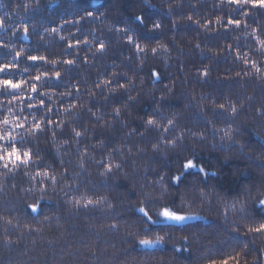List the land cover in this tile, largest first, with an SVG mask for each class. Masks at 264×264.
Masks as SVG:
<instances>
[{
  "label": "trees",
  "instance_id": "16d2710c",
  "mask_svg": "<svg viewBox=\"0 0 264 264\" xmlns=\"http://www.w3.org/2000/svg\"><path fill=\"white\" fill-rule=\"evenodd\" d=\"M71 2L81 8L91 7L89 0ZM148 3L153 7L146 8L143 0H95L100 21L90 25L85 21V33L94 31L95 38L103 40L107 36L111 42L106 41L108 50L98 60L92 58L94 44L91 51L83 47L80 52L81 57L90 58L87 65L81 63L78 77L84 93L83 123L89 129L79 147L81 151L87 148L89 158L82 170L77 146L72 145L66 151L63 140L67 138V130L61 134L57 129L56 144L51 132L33 141V151H39V158L34 157L37 163L42 160L51 166L50 173L55 170L58 180L55 186L50 180L41 184L40 177L30 180L24 175L29 171L34 176L35 168L19 169L14 175H3L0 168V264H208L209 258L218 260L234 249L239 251L238 242L247 244V264H264V234H246L247 218L264 216V206L257 203L258 198L264 199L261 195L264 193V56L251 55L259 47L254 39H264V9L248 6L243 9L249 13L245 17L226 0L223 3L221 0H148ZM24 4L29 5L27 11ZM69 7L65 4L57 9L50 0H40L37 9L36 0H0V18L5 23L0 28V41L10 47L15 45L13 55L23 48V56L70 58L61 56L65 48L59 35L68 38L77 29L66 27L59 34L44 32L49 26L60 28V18ZM80 15H84L83 11L65 18L78 19ZM230 15L242 20L241 28L227 24ZM136 16L146 17L147 27L140 25L134 19ZM188 16L192 17L191 21ZM42 17L56 23L41 24ZM153 21L161 22L162 29L149 32L147 29ZM25 22L31 33L26 38L22 31ZM244 22L249 25L246 29ZM33 23L40 35L33 31ZM115 27H131L142 46L156 47L157 52L134 54L123 37L114 33ZM9 28L18 31V38L13 37ZM253 29H259L255 37ZM87 38L94 39L91 35ZM238 51L249 54L250 61H258L257 66L262 70L256 72L251 63L237 59ZM11 58L8 56L7 60ZM2 62L7 61L0 59ZM113 65L117 67L113 69ZM64 67L60 68L62 72ZM150 69L161 74L155 88L154 78L148 75ZM113 70L127 72L134 79L136 86L131 95L139 97L129 109H122L124 115L120 121L112 120V108L103 107V97L90 101L87 95L89 88L98 91L92 87L97 77L103 79L106 71L111 76ZM205 70L207 77L201 75ZM29 71L34 74L36 69ZM69 79L65 76L64 82ZM59 90L65 91L63 87ZM161 96L163 103H156ZM53 100L58 102L59 97L54 96ZM93 102L97 105L93 111L99 109L98 114H104L99 124L95 117L87 115V108ZM220 104L225 105L223 110ZM153 109L174 119L175 130L164 134L176 141L174 148L161 142L159 151L154 150L151 146L156 142L154 132L141 137L140 133L145 131L141 117L146 119L145 113ZM65 119L72 121L71 117ZM105 120L114 126L102 127ZM161 123L166 125L164 120ZM133 129L138 131L133 133ZM181 135L183 140H176ZM97 138L104 141V147H96ZM57 146L59 155H56ZM109 154L113 165H121L119 170L113 167L110 178L101 176L104 169L91 159L100 160L103 156L107 162ZM187 159H193L197 167L184 170L182 164ZM199 166L206 169V177L199 173ZM76 173L79 176L73 179ZM181 173V182L171 180ZM161 176L167 187L164 197L157 183ZM65 183L79 188V192L66 196L61 191ZM41 188H47L46 195L40 192ZM80 194L103 202L87 209L66 202L73 196L79 198ZM41 195L40 212L26 208L37 203ZM173 201L174 209L180 214L196 218L183 223L161 218L153 224L137 210L152 205L150 214L156 220L159 205ZM234 226L241 229L238 234L232 231ZM157 235L165 238L161 244L140 246V239L151 240Z\"/></svg>",
  "mask_w": 264,
  "mask_h": 264
},
{
  "label": "snow or ice",
  "instance_id": "6c2138e0",
  "mask_svg": "<svg viewBox=\"0 0 264 264\" xmlns=\"http://www.w3.org/2000/svg\"><path fill=\"white\" fill-rule=\"evenodd\" d=\"M50 2L54 3L57 9L63 8L65 4L70 5V7L65 10L64 16L60 18L62 20V26L60 28L51 26L44 28V32L48 34H59V32L66 30V27H75L77 29L75 33H70L68 38L59 35V40L64 42L63 47L65 48L61 56L70 58L49 59L47 55L34 54L23 56L22 54L25 51L23 48L19 51H15L13 55L15 45L10 47L8 43L0 41V51H3V57H0V59L7 61L0 63V168L4 170L3 175H14L19 169L35 168L36 172L34 176L31 175L29 171H25L24 175H28L30 180L40 177L41 179L39 182L41 184L50 180L52 185L55 186L58 183L55 170L52 169L50 173V165L44 164L42 160L37 163L34 157L39 158V151H33V141L39 140L41 135L51 132L53 144H56L54 139L57 135L56 130L59 129L61 134H65V130H67V138L63 140L65 150L67 151V148L76 145V152L81 157L78 164L82 170L84 169V162L89 158L88 150L85 148L81 151L79 145L85 142L89 129L85 127L83 123L84 112L82 110L85 108V104L82 102L81 97L84 93L81 91V84L78 77L81 63L87 65L90 58L87 55L81 57L80 52L83 50V47H88L91 51L92 45L94 44L95 51L92 52V58L97 60L101 59L108 50V43L111 42V37L106 36L105 39L102 40L95 38L94 31L85 33V21H87L89 25L100 21V16L97 15V13H99V8L94 6L95 0H89L91 7L83 8L78 4L73 5L71 0H58V2L57 0H50ZM221 2L223 3L224 0H221ZM226 2L229 5H235L237 12L242 13L245 17H247L249 13L243 11V9L248 6L252 9H264V0H226ZM39 3L40 0H36L37 9L39 8ZM143 3L146 8L153 7V5L148 3V0H143ZM189 7L192 6L190 5ZM24 8L25 11H27L29 5L24 4ZM73 9L75 11H73ZM81 11H83L84 15H80L78 19L74 18L70 20L65 18L68 15L75 17ZM170 13L171 9H169V14ZM5 15H7V13ZM134 19L139 21L140 25L147 27L146 17L136 16ZM187 19L191 21L192 17L188 16ZM45 22L49 23V25L56 23L55 20L46 21L43 17L39 21L41 24ZM253 23H256V21L254 20ZM227 24L234 25L236 28H241L242 20L230 15ZM248 26L246 22L243 23L245 29ZM3 27H5L4 19L0 18V28ZM32 29L36 35H40L39 32L36 31L35 23H33ZM161 29L162 23L153 21L151 28L147 30L149 32H157ZM8 30L12 32L13 37L18 38L19 34L16 29L9 28ZM108 30L112 32V26H109ZM22 31L25 38L31 34L26 22L23 23ZM258 31L259 29H253L252 36L255 37ZM114 33L120 34L123 37L125 43L130 46V49L134 50V54L146 53L148 51L155 54L157 52L156 47L148 49L147 45L142 46V44L138 42L137 36L131 27H115ZM89 35L94 37L93 41H89L87 38ZM40 38L43 40L44 36L41 35ZM106 41L108 43H106ZM254 43L258 44L259 47L252 50L251 55L264 56V39H254ZM197 47H199V45H197ZM8 56L12 57L11 60H7ZM237 59L243 60L245 64L251 63V66L256 69V72L262 70L261 66H257L258 61L249 60V54L247 53L238 51ZM26 62L27 66H24ZM62 65L66 66L63 72L60 70ZM128 66L131 68V65ZM116 67V65H113V69ZM30 68H35L36 72L33 74L29 71ZM139 70H143V61L140 62ZM132 71L135 72L136 69H132ZM148 75L150 79L154 78L153 87L155 88L157 83L161 80L160 72L155 69H150ZM201 75L207 77L208 72L205 70L201 72ZM17 76L19 78H17ZM65 76L70 77L67 83L64 82ZM103 76V79L97 77V79L93 81L92 87L98 91H93L92 88H89L87 90V95L90 101H95L98 96L103 97L105 100L103 107L111 106L112 108L110 113L112 120L120 121L121 117L124 115L123 110L129 109L131 105L138 102L139 97L131 95V91L134 90L136 86L135 81L133 78L129 77L127 72L120 73L115 70L112 71L111 76L108 75L107 71L103 73ZM73 81L76 82L73 83ZM61 87H63L65 91H60L59 89ZM105 91H107L106 96ZM54 96L59 97L58 102L53 100ZM163 101L164 96H161L160 101L156 103L162 104ZM93 108H97L95 102L92 103V107L87 108V115L89 117H95L97 124H99V122L104 119V114L102 112L98 114L99 109L93 111ZM219 108L223 110L225 105L220 104ZM232 111L235 113L236 109L233 107ZM219 115L222 116L223 112H220ZM56 117H59V119H56ZM65 117H71L72 121L66 120ZM145 117L146 119L141 117L142 127L145 130L140 133L141 137L143 138L148 132H154L156 134L154 137L156 142L151 144L154 150L159 151V144L161 142H167V144H170L174 148L176 146V141L170 140L167 135H164L175 130L174 119L165 117L160 111L155 109L149 113H145ZM162 120L166 121V125L161 123ZM113 126L114 125L107 120H105L102 125V127L105 128ZM136 131L138 130L133 129V133ZM131 134L132 133H130V135ZM225 135L227 136V133H225ZM183 138L184 137L181 135L177 137L176 140H183ZM104 146V141L98 139L96 147ZM140 151H143V149H140ZM59 154L60 147L57 146L56 155ZM91 159H93L97 167L104 169V171L100 172V175L104 177L110 178L112 176L113 167L117 170L121 168L120 164L113 165L110 154L107 162L104 160L103 156L100 160H96L95 157H91ZM61 164H63V160H61ZM195 167H197V165L193 159H187L182 164L184 170L190 171ZM199 173L203 174L205 177L207 176V171L203 166H199ZM182 175L183 173L173 176L171 180L179 183L181 182ZM212 175H215V173H212ZM61 176H63V174H61ZM78 176L79 173L74 174L73 179ZM163 181V176L157 181L163 189L161 197H164L167 193V187H165ZM29 191L32 190L30 189ZM61 191H64L67 196L78 193L79 188H73L71 185L65 183ZM40 192L46 195L47 188H41ZM43 195H41L37 203L28 204L26 208L31 209L32 212H40L42 208L40 201L43 200ZM261 195H264V193H261ZM201 196L203 197L204 193H201ZM66 202L73 204V206L87 209L89 207H98L103 201L102 199L93 200L85 194H80L79 198L73 196V199ZM257 203L264 206V199L258 198ZM108 206L111 207L110 204ZM183 207L184 202L182 201L180 205L181 210ZM151 209L152 205H148L147 208L139 207L137 210L142 213L146 221L153 224L158 223L161 218L165 221H171L172 223H183L185 220L196 218L192 215L180 214V212L174 209V201L169 205H159L158 210L155 211L156 220H153V216L150 214ZM241 211H243V205ZM112 227H115V225H112ZM240 230L238 226H234L232 229V231L237 234ZM246 234H264V216L247 218ZM164 239V236L157 235L151 240L140 239L139 244L142 247L148 248L161 244ZM236 248H238L239 251L234 249L233 253H225L222 258L218 260L209 258L208 264H242V259L244 264H247V244L238 242Z\"/></svg>",
  "mask_w": 264,
  "mask_h": 264
},
{
  "label": "clouds",
  "instance_id": "9594fccd",
  "mask_svg": "<svg viewBox=\"0 0 264 264\" xmlns=\"http://www.w3.org/2000/svg\"><path fill=\"white\" fill-rule=\"evenodd\" d=\"M135 97V96H134Z\"/></svg>",
  "mask_w": 264,
  "mask_h": 264
}]
</instances>
